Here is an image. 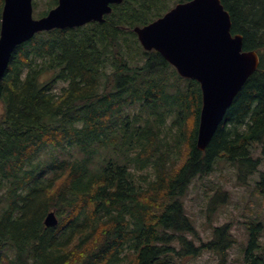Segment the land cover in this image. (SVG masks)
<instances>
[{
	"label": "trees",
	"instance_id": "16d2710c",
	"mask_svg": "<svg viewBox=\"0 0 264 264\" xmlns=\"http://www.w3.org/2000/svg\"><path fill=\"white\" fill-rule=\"evenodd\" d=\"M220 1L260 62L203 151L199 84L132 31L160 18L163 0H122L102 23L40 32L15 49L0 82V264H175L204 252L229 264L230 226L195 245L181 202L224 160L244 185L258 176L264 204L252 156L264 140V0ZM49 212L55 227L44 225ZM251 222L241 264H264V225Z\"/></svg>",
	"mask_w": 264,
	"mask_h": 264
},
{
	"label": "water",
	"instance_id": "95a60500",
	"mask_svg": "<svg viewBox=\"0 0 264 264\" xmlns=\"http://www.w3.org/2000/svg\"><path fill=\"white\" fill-rule=\"evenodd\" d=\"M122 0H58L40 19L32 16V0H4L0 20V81L16 47L36 33L103 22L111 5ZM141 46L156 51L180 77L199 83L202 106L196 147L203 151L234 98L259 66L255 51L243 50L241 35H232L231 21L220 0H189L179 3L163 17L135 27ZM45 227H55L49 212Z\"/></svg>",
	"mask_w": 264,
	"mask_h": 264
},
{
	"label": "rangeland",
	"instance_id": "374dc122",
	"mask_svg": "<svg viewBox=\"0 0 264 264\" xmlns=\"http://www.w3.org/2000/svg\"><path fill=\"white\" fill-rule=\"evenodd\" d=\"M163 1L169 11L176 4L186 0ZM48 3L49 0H32V6L35 5L32 12L33 18H39L47 10ZM263 151L264 140L262 144H255L252 149V156L262 159L259 171L264 170ZM148 170L149 168L145 170V173ZM235 172L236 170L230 164L220 160L209 175L204 178H196L189 186L186 195L181 199L186 214L196 229L195 245L200 240H208L213 228L226 224L230 226L234 243L228 251L229 264H241L242 249L246 244V228L252 223L251 221H260L264 225V204L252 191L254 179L258 176L250 178L249 185H244L237 181ZM216 191L222 194L217 200L223 199V201L216 203L214 210H211L213 206L210 201ZM223 193L226 197L223 196ZM262 241H264V237ZM217 259L218 257L214 253L204 252L194 259L182 262L176 260L175 264H217Z\"/></svg>",
	"mask_w": 264,
	"mask_h": 264
},
{
	"label": "bare ground",
	"instance_id": "6f19581e",
	"mask_svg": "<svg viewBox=\"0 0 264 264\" xmlns=\"http://www.w3.org/2000/svg\"><path fill=\"white\" fill-rule=\"evenodd\" d=\"M146 180V179H145ZM147 182V181H146Z\"/></svg>",
	"mask_w": 264,
	"mask_h": 264
}]
</instances>
